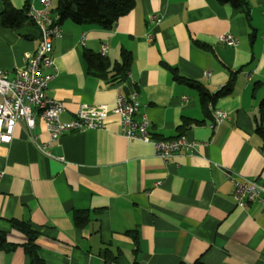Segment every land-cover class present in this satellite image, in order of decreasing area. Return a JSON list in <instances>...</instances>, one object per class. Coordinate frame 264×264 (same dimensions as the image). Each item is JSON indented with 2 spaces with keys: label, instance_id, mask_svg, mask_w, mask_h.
<instances>
[{
  "label": "crops",
  "instance_id": "obj_1",
  "mask_svg": "<svg viewBox=\"0 0 264 264\" xmlns=\"http://www.w3.org/2000/svg\"><path fill=\"white\" fill-rule=\"evenodd\" d=\"M51 1L56 14L58 0ZM248 1L249 21L218 0H137L112 28L61 21L63 35L53 41L57 74L46 92L64 103L62 120L80 103L112 106L124 94L136 96V117L148 116L155 138L178 136L184 117L202 122L185 133L193 148L163 159L152 143L123 135L116 114L101 128L57 138L42 117L31 132L20 121L11 141L0 142V231L18 244L0 250V264H29L27 237L12 219L37 231L45 264H264V202L238 204L227 174L255 180L264 194V138L254 121L264 98V0ZM9 2L23 9L27 0ZM4 8L0 0V69L12 77L42 36L30 17L4 25ZM227 32L237 46L218 39ZM103 44L111 64L99 77L84 52L100 53ZM126 51L133 59L123 78L113 65ZM170 68L213 94L233 77V92L212 104L228 117L211 125L198 89L177 81ZM78 210L89 213L84 226Z\"/></svg>",
  "mask_w": 264,
  "mask_h": 264
},
{
  "label": "built area",
  "instance_id": "obj_2",
  "mask_svg": "<svg viewBox=\"0 0 264 264\" xmlns=\"http://www.w3.org/2000/svg\"><path fill=\"white\" fill-rule=\"evenodd\" d=\"M43 7L37 8L33 4L29 6L28 16L40 28L41 40L35 51L25 53V64L18 68L14 76L0 69V142H10L14 136L15 128L20 121H25L29 131L35 128L37 118L42 117L46 122L47 131L51 138H57L64 133L101 128L110 114L120 117L122 134L131 140H142L152 143L157 156L167 159L185 148L190 150L195 143L187 142L185 135L174 139H157L150 132V119L146 114L136 117L140 103L136 96L127 97L118 94L112 106L108 104L80 103L75 116L64 121L61 114L65 110L62 101L47 95V88L51 80L57 74L55 58L53 56V41L62 37L59 14L51 13V0H42ZM152 21H157V15H151ZM152 39V34H148ZM221 42L229 46H237L238 38L232 33H224L218 36ZM107 45L103 44L101 54L105 55ZM52 69L51 72L45 70ZM207 75L210 73L207 72ZM212 108V117L215 125L228 114L219 109ZM42 149L46 145L41 146ZM235 184L234 198L238 204L258 199L264 202L262 187L255 181L240 175L232 176L227 172Z\"/></svg>",
  "mask_w": 264,
  "mask_h": 264
},
{
  "label": "trees",
  "instance_id": "obj_3",
  "mask_svg": "<svg viewBox=\"0 0 264 264\" xmlns=\"http://www.w3.org/2000/svg\"><path fill=\"white\" fill-rule=\"evenodd\" d=\"M218 1L223 4H230L239 9L247 20H250L251 9L248 0ZM136 2L137 0H58L57 6L52 9V11L59 14L60 22L65 19H71L78 24L89 23L97 24L104 28H112L121 16L126 15L135 7ZM29 4L27 0L23 9H17L12 6L9 0H5V8L2 12L4 25L15 27L29 18L27 14ZM202 46L208 48L206 44H202ZM84 55L88 62L90 73L99 77H106L107 70L111 64L110 61L101 53H96L91 50H86ZM132 59V54L126 51L121 61L114 63L113 70L116 71V74H121L124 78L130 70ZM170 70L177 81L193 85L198 89L202 110L205 116L209 118L212 117L210 104H214L218 98L230 95L235 86V79L232 77L224 87L213 94L207 90L203 84L180 75L176 68H170ZM259 108V114L254 117V121L256 124V131L264 138V98L260 101ZM201 122V120L184 117L177 127L178 136L175 138L185 135L186 131L194 124H199ZM75 219L78 225L84 226L89 221L90 216L87 210H78L75 212ZM11 221L13 226L27 237L26 242L22 244V246L25 254L29 258V264H45V261L39 253L40 249L37 244V231L33 230L25 221L19 219H12ZM17 247L18 244L8 241L6 232L0 231V250H14ZM180 264L207 263L196 260L191 263L181 262Z\"/></svg>",
  "mask_w": 264,
  "mask_h": 264
}]
</instances>
